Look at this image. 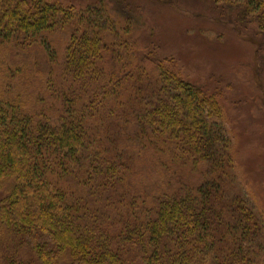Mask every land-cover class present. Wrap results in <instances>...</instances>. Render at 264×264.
<instances>
[{
    "label": "trees",
    "instance_id": "trees-1",
    "mask_svg": "<svg viewBox=\"0 0 264 264\" xmlns=\"http://www.w3.org/2000/svg\"><path fill=\"white\" fill-rule=\"evenodd\" d=\"M241 4L264 49V0ZM103 17L52 0H0V42L25 49L44 33L70 29L60 62L42 42L55 72L47 68L33 89L57 115H28L0 99V264H252L235 255L241 248L227 242L230 235L222 241L216 189L150 200L134 191L127 145L223 168L228 142L209 124L222 117L216 95L161 66L167 88L139 101L148 109L127 131L132 120L120 124L118 115L124 74L102 64L113 55ZM247 220H236L242 241Z\"/></svg>",
    "mask_w": 264,
    "mask_h": 264
},
{
    "label": "rangeland",
    "instance_id": "rangeland-1",
    "mask_svg": "<svg viewBox=\"0 0 264 264\" xmlns=\"http://www.w3.org/2000/svg\"><path fill=\"white\" fill-rule=\"evenodd\" d=\"M52 1L78 15L90 8L103 12L106 48L113 57L106 55L111 62L102 64L124 74L119 79L127 83L124 106L118 115L120 124L132 120L127 131L135 129V115L148 109L144 103L138 106L139 101L154 100L160 88H167L158 66L171 68L183 82L216 95L222 117L209 124L220 126L228 142L224 167L194 166L175 155L140 151L121 137L129 148L126 158L134 165L131 185L149 200L193 194L203 186L211 192L216 189L222 241L230 235L227 242L241 248L236 256L264 264V49L257 23L241 7L244 0ZM69 33L70 29L44 33L25 49L0 42V99L28 115L38 111L57 115L56 106L41 103L44 94L35 95L47 68L51 75L55 72L42 42L60 62ZM243 216L248 218L245 241L243 227L236 221L243 222Z\"/></svg>",
    "mask_w": 264,
    "mask_h": 264
}]
</instances>
